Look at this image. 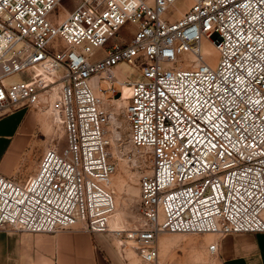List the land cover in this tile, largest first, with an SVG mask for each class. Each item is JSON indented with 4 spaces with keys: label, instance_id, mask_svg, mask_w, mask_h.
Segmentation results:
<instances>
[{
    "label": "built area",
    "instance_id": "1",
    "mask_svg": "<svg viewBox=\"0 0 264 264\" xmlns=\"http://www.w3.org/2000/svg\"><path fill=\"white\" fill-rule=\"evenodd\" d=\"M63 1L0 0V117L56 91L65 136L26 179L0 173V229L119 234L110 106L126 86L151 157L126 230L141 264H161L163 232H264V0Z\"/></svg>",
    "mask_w": 264,
    "mask_h": 264
},
{
    "label": "crops",
    "instance_id": "2",
    "mask_svg": "<svg viewBox=\"0 0 264 264\" xmlns=\"http://www.w3.org/2000/svg\"><path fill=\"white\" fill-rule=\"evenodd\" d=\"M17 110L24 114L13 124L7 122L8 114L0 117V140L5 139L0 154V173L24 180L38 165L19 170L16 168L18 156L43 114L35 107ZM202 234L206 235L199 238L198 247L203 250L209 246V240L216 241L218 250L215 254L219 264H264V232L216 234L215 237L214 234ZM111 235L113 233L89 232L82 227L57 232L0 229V264H131L127 249L117 248ZM161 241L164 243L165 238H158L159 252ZM136 264H141V260ZM184 264L192 263L185 261Z\"/></svg>",
    "mask_w": 264,
    "mask_h": 264
},
{
    "label": "rangeland",
    "instance_id": "3",
    "mask_svg": "<svg viewBox=\"0 0 264 264\" xmlns=\"http://www.w3.org/2000/svg\"><path fill=\"white\" fill-rule=\"evenodd\" d=\"M64 5L68 9H73L78 0H64ZM58 13L61 15L66 14L62 7H59ZM127 39L130 38L123 32ZM106 49V48H105ZM105 49L101 48L95 51V57H100L105 54ZM185 59H183L184 61ZM125 70L128 68L124 67ZM26 73L14 74L8 78V82L20 81L27 79ZM127 100L119 102V114L117 115L115 123L112 122L110 126L111 137V159L116 164V171L113 174L111 186L115 191L116 199V215L112 220L118 222L120 225L128 229L135 227L140 222V178L143 174L151 170V157L150 154L136 148L130 142L129 126L123 114V107ZM115 104L110 106L114 110ZM29 108L34 107L27 106ZM38 112L43 114L37 121L35 132L32 134L27 144L21 150L18 156L16 168L19 170L30 168L31 166L37 167L38 162L41 160L44 152L51 146L64 145V127L60 122H54V116L49 109L36 108ZM24 111L16 110L8 114L7 122L10 124L15 123L22 117ZM5 117V118H6ZM115 124H121L120 130H117ZM5 139L0 140V154L2 153ZM13 177V176H12ZM124 224V225H123ZM206 234H185V233H171L163 232L159 239L165 238L164 243L159 242L161 264H184L185 261L192 264H219L216 254L209 250V246L200 249L198 247L199 238ZM216 234L213 235L215 237ZM117 237L124 239L125 248L131 264H136L140 258L135 254V242L126 237V231L122 234L113 233L111 235L112 241L115 242L117 248L123 251L124 246L118 243ZM213 240H209V244ZM163 248V249H162ZM202 252L205 256H203Z\"/></svg>",
    "mask_w": 264,
    "mask_h": 264
},
{
    "label": "bare ground",
    "instance_id": "4",
    "mask_svg": "<svg viewBox=\"0 0 264 264\" xmlns=\"http://www.w3.org/2000/svg\"><path fill=\"white\" fill-rule=\"evenodd\" d=\"M64 16H65V14L62 15V17H64ZM206 50H207V52H210V53L215 52L213 46H208V47L206 48ZM117 71H118L119 73L121 72V68H120V66L117 68ZM128 94H129V88L125 86L124 91H123V98L115 99V100H116V106H115V108H114L113 111H115V112H117V113L119 112V108H120V107H119L118 104H119L120 101H122V100H126L125 98L128 96ZM57 96H58V94H57L56 91H54V92H50L49 90H44V91H42V92L40 93V96H39V100H38V102H36V103L34 104V107H35V108H39V109H40V108H43V107H44V108H46V109H49V111L53 113V116H54V122H55V123H56V122H59V120H60V117H59L58 114L55 112V110H54V106H53L54 101L56 100ZM125 104H126V103H125ZM125 104H124V106H125ZM116 118H118V117L115 115L114 120H113L114 123H115ZM114 127H116L117 130H120L121 124H118V125L115 124ZM115 201H116V199H115ZM116 204H117V202H116ZM116 212H117V210L115 209V212H114L113 216H112L111 219H110L109 226H110V228H111L112 230L120 231L119 234H122V232L126 231L127 228L124 227V226H122V225H120L118 222L112 220L113 217L116 215ZM123 225H124V224H123ZM207 234H212V235H213L214 233H207ZM117 239H118V241H119V244L122 246V244H124V239H123L122 237H117ZM209 245H210V244H209ZM162 249H163V248H162ZM209 249H210V248H209ZM134 252H135V254H137L136 251H134ZM137 255H138V254H137Z\"/></svg>",
    "mask_w": 264,
    "mask_h": 264
}]
</instances>
